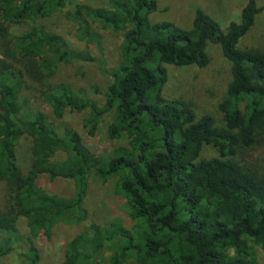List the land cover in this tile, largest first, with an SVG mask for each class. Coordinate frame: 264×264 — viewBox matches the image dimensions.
I'll return each instance as SVG.
<instances>
[{"label": "trees", "instance_id": "1", "mask_svg": "<svg viewBox=\"0 0 264 264\" xmlns=\"http://www.w3.org/2000/svg\"><path fill=\"white\" fill-rule=\"evenodd\" d=\"M156 9V0H109L107 6L0 0V181L7 183L0 264L22 239L26 264H39L37 238L51 239L59 223L87 221L92 176L117 179L132 226L120 219L91 223L68 242L62 264H102L98 256L109 246V264H260L255 246L264 251V167L239 154L264 137V50L240 49L238 42L264 4L247 0L240 20L226 31L202 9L191 29L152 23ZM56 13L75 24L78 39L98 47L95 23L122 35L118 61L110 72L103 68L111 81L102 104L68 83L50 81L61 64L95 60L38 23ZM22 26L26 31L17 34ZM209 42L221 46L232 75L220 104L221 124L211 114L199 116L188 101L163 95L166 65L206 67ZM35 84L57 119L67 110L87 111L84 127L93 135L110 113L109 137H126L128 145L96 155L77 129H58L44 111L26 108L23 92ZM23 136L32 139L26 173L16 153ZM206 145L219 155L202 158ZM44 174L73 180L74 193L62 196L39 186ZM19 217L26 219V237L19 233Z\"/></svg>", "mask_w": 264, "mask_h": 264}, {"label": "rangeland", "instance_id": "2", "mask_svg": "<svg viewBox=\"0 0 264 264\" xmlns=\"http://www.w3.org/2000/svg\"><path fill=\"white\" fill-rule=\"evenodd\" d=\"M94 6H107L109 0H76ZM157 9L150 13L152 23L168 21L183 29H191L193 20L198 9H202L212 18L219 22L223 30H227L232 21H239L241 11L247 0H156ZM258 5H263L264 0H257ZM41 22L51 31L66 37L77 49L95 58L93 61H76L61 64L58 73L50 79L52 83L65 82L79 93H85L99 104L104 101V93L111 81L109 73L104 72L105 67L109 72L115 66L119 58V46L122 35L111 29L103 28L95 23L94 29L101 34L102 44L100 47L95 43L80 40L77 37L75 24L61 13H56ZM27 27H17L14 31L21 34ZM240 49L255 48L264 50V11L256 15L255 23L248 33L238 42ZM207 52L210 55V63L206 67L197 65L174 66L167 64L168 81L163 88V95L167 99L182 98L192 104L199 116L211 114L217 124L222 123V111L220 104L223 101L228 83L232 79L230 62L224 56L222 48L217 43L209 42ZM31 83V81H30ZM39 85H31L23 92L24 103L30 110H41L48 114L51 121L58 129L71 126L77 129L86 139L91 150L96 155H105L119 146H127L128 139H112L109 137L107 128L112 115L106 114L98 131L90 135L84 127V119L88 112L77 113L67 110L65 115L57 119L51 112L50 106L41 97ZM17 163L20 169L26 173L32 162V139L29 136L21 137L16 147ZM219 155L216 148L206 145L201 153L202 158H210ZM63 153L59 157H64ZM239 159L251 164L252 162L264 167V137H261L255 147L244 150L239 154ZM117 179L102 182L92 176L89 184L86 207L89 211L87 221L78 225L59 223L54 230L53 237L47 239L39 237L36 243L40 250L39 264H62L66 247L77 234L85 231L93 223L107 224L110 221L120 219L126 226L131 227L132 222L127 220L124 197L117 191ZM39 186L49 192L62 196H71L74 193V182L70 179H51L48 175H41L38 179ZM0 210H7V183L0 181ZM19 233L25 237L29 229L24 217L17 220ZM25 240L14 242L12 253L1 260V264H26L24 253L26 251ZM260 264H264V251L255 246ZM112 247H106L98 260L102 264H109ZM133 259L129 261L132 264Z\"/></svg>", "mask_w": 264, "mask_h": 264}]
</instances>
